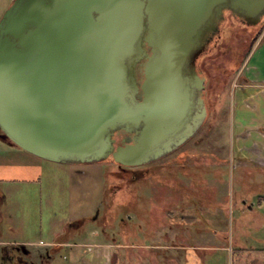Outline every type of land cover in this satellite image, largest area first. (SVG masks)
<instances>
[{
    "label": "water",
    "instance_id": "95a60500",
    "mask_svg": "<svg viewBox=\"0 0 264 264\" xmlns=\"http://www.w3.org/2000/svg\"><path fill=\"white\" fill-rule=\"evenodd\" d=\"M226 10L255 26L264 0H14L0 20V128L56 163L165 157L207 118L197 60ZM118 130L134 137L115 150Z\"/></svg>",
    "mask_w": 264,
    "mask_h": 264
},
{
    "label": "rangeland",
    "instance_id": "374dc122",
    "mask_svg": "<svg viewBox=\"0 0 264 264\" xmlns=\"http://www.w3.org/2000/svg\"><path fill=\"white\" fill-rule=\"evenodd\" d=\"M262 27L264 18L254 26L224 16L217 44L197 60L207 118L175 152L140 166L113 158L66 165L42 160L35 181L0 182L4 228L15 214L24 230L7 232L4 240L42 243L28 247L33 257L14 244L0 246V255L75 264L84 245L111 242L114 264H264V206L256 202L264 196V170L233 155L239 143L232 123L240 100L236 86ZM16 146L0 128V167L37 160ZM84 216L72 221L68 234L64 225ZM50 242L61 243L60 249L44 244Z\"/></svg>",
    "mask_w": 264,
    "mask_h": 264
},
{
    "label": "crops",
    "instance_id": "0c3cea01",
    "mask_svg": "<svg viewBox=\"0 0 264 264\" xmlns=\"http://www.w3.org/2000/svg\"><path fill=\"white\" fill-rule=\"evenodd\" d=\"M13 3L12 0H0V20L2 19L6 10L11 6ZM264 28L258 30L257 40L254 43V49L252 50L251 54L246 59L243 70H242V77L241 82L236 86L238 90V98L240 100L237 102V106L233 111V122L234 128L237 131V142L238 148L235 151L233 149V155L235 152L238 156L245 157V160L250 163L251 168H257L264 170ZM17 149H21L20 147L16 146ZM16 151V148L14 149ZM21 151H25L21 149ZM26 153H29L25 151ZM35 159L37 160H29L25 163H19L18 165H14L12 163H7V166L0 167L8 170L7 172H0V182L6 183H13L15 181L21 182H31L36 180V176L32 174H36L41 167V159L31 153ZM23 155V154H21ZM26 155V154H25ZM20 156V154H19ZM18 157V156H17ZM21 157V156H20ZM47 161V160H45ZM50 162V161H49ZM62 165H66L68 163H61ZM249 168V165H247ZM11 170L12 172H10ZM13 172H17L18 174L14 175ZM10 180V181H9ZM12 181V182H11ZM254 181V179H253ZM5 184V183H4ZM264 184V183H262ZM5 186V185H4ZM3 186V187H4ZM3 196L0 197V205L4 202L6 198V192L3 190ZM258 207L262 208L264 206V196H258L256 200ZM247 206L248 203L246 201ZM256 208H250V211H254ZM5 213L0 212V246L14 244L16 247H20V250L23 251L22 253L26 256H35L29 250V246L32 245H41V241L37 243L34 240H25V239H18L15 241H6L4 240V236L7 232L22 233L24 230L20 224V218L12 214L8 220H11V223L8 226H5L7 229L4 228V223L6 222ZM87 217L83 218H76L73 220L68 221L66 223L65 229L68 230V234L72 233L73 231L70 230L72 221H81L86 220ZM63 226V227H64ZM80 226L78 227V229ZM22 229V230H21ZM65 233L62 230L58 231L57 234ZM56 234V233H55ZM52 242V241H51ZM44 243L46 245H52L53 243ZM57 244L53 245L55 249H57ZM61 246V243L59 244ZM115 245L111 242H102L98 244H89L84 245V248H87L84 255L77 260L75 264H114L113 261V252L115 249ZM17 255L8 258V255H0V264H49L51 260H44L41 261L43 263H34L29 262L24 259L17 261ZM51 259V256L48 257ZM187 264L191 262V260L186 261ZM53 261L50 262L52 264ZM197 264H202V261H196Z\"/></svg>",
    "mask_w": 264,
    "mask_h": 264
},
{
    "label": "flooded vegetation",
    "instance_id": "af4514ba",
    "mask_svg": "<svg viewBox=\"0 0 264 264\" xmlns=\"http://www.w3.org/2000/svg\"><path fill=\"white\" fill-rule=\"evenodd\" d=\"M228 14H232L230 11H228V10H226L225 12H224V16L225 15H228ZM222 20H224V18L222 19ZM221 20V21H222ZM219 32H220V30H219ZM219 32L216 34V35H214V36H212L211 37V40L209 41V43L207 44V47H206V49H205V51L202 53V54H204L206 51H208L209 50V48H211V47H214L216 44H217V42H218V40H219V38H220V35H219ZM197 71H198V74L202 77V72L197 68ZM142 78H143V76H142V74H138V79H139V81H141L142 80ZM141 98V97H140ZM200 112V108H198V107H196V105H195V107H194V110H193V113H192V116H195V115H197L198 113ZM199 132V131H198ZM197 132V133H198ZM196 133V134H197ZM133 137H134V135L133 134H131V133H128V132H126V131H124V130H118V131H116L115 133H114V136H113V138H114V140H115V150L118 148V147H120V146H125V145H127V144H130V143H133ZM179 149V148H178ZM177 150V149H176ZM176 150H174L173 152H175ZM172 152V153H173ZM110 158H113L112 156H110ZM109 158V159H110Z\"/></svg>",
    "mask_w": 264,
    "mask_h": 264
},
{
    "label": "trees",
    "instance_id": "16d2710c",
    "mask_svg": "<svg viewBox=\"0 0 264 264\" xmlns=\"http://www.w3.org/2000/svg\"><path fill=\"white\" fill-rule=\"evenodd\" d=\"M59 244H60V243H59ZM59 244H57V250L60 249V247H61ZM54 249H55V248H54Z\"/></svg>",
    "mask_w": 264,
    "mask_h": 264
}]
</instances>
